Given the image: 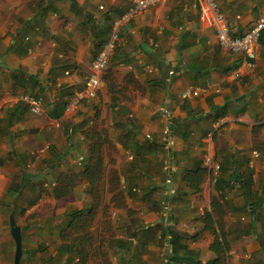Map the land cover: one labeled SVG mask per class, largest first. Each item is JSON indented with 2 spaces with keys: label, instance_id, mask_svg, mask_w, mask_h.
Listing matches in <instances>:
<instances>
[{
  "label": "crops",
  "instance_id": "crops-1",
  "mask_svg": "<svg viewBox=\"0 0 264 264\" xmlns=\"http://www.w3.org/2000/svg\"><path fill=\"white\" fill-rule=\"evenodd\" d=\"M216 2L234 35L264 16V0ZM132 3L0 0V264H13L15 247L5 203H17L23 187L38 180L28 174L15 197L7 192L20 183L21 161L57 146L53 157L40 160L50 169L47 176L54 174L51 186L78 172L87 154L83 131L101 120L102 107L115 123L107 138L114 147L116 188L109 190L110 179L102 177L85 264H207L216 258V239L225 244L221 264H264V201L254 213L249 204L264 186V32L248 68L241 53L218 44L215 13L204 1L162 0L119 27L97 96L65 109L82 91L113 18ZM187 87L198 94L181 98ZM28 94L41 98L40 115L29 111ZM163 109L171 121L167 143ZM198 166L208 171L194 193L183 177ZM14 175H20L17 184ZM77 183L67 195L53 196L69 206L66 213L92 202L88 182ZM209 216L219 227L215 221L206 228ZM20 227L27 249L24 238L32 227ZM171 236L177 258L168 262Z\"/></svg>",
  "mask_w": 264,
  "mask_h": 264
},
{
  "label": "trees",
  "instance_id": "trees-1",
  "mask_svg": "<svg viewBox=\"0 0 264 264\" xmlns=\"http://www.w3.org/2000/svg\"><path fill=\"white\" fill-rule=\"evenodd\" d=\"M264 30L261 32L259 40H261V36ZM105 42V41H104ZM101 47V46H100ZM68 94V91H65ZM218 115L215 118L218 119ZM84 138L87 140V154L85 157V162L78 172L65 173L55 180V184L51 187V194L54 197L65 196L69 193V191L76 185L75 182H79L80 180H85L88 182V193L92 196V202L85 208L82 209H73L66 213L67 220L66 223L59 230V239L60 244L57 247V259L52 260L49 264H85L87 259V251L84 250L85 242L90 239V226L93 221L95 209L99 204V200L97 196L103 187L100 182L102 177L104 176V153L103 146L108 143V138L105 132L98 130L96 127H89L88 129L83 131ZM220 168V166H219ZM208 169L206 167H195L191 170H187L184 174V181L187 186L192 190V192L200 191V183L204 176L207 174ZM112 174V180L110 178V187L109 190H115L116 188V173ZM251 171H249L248 178L251 176ZM239 175V174H238ZM114 177V179H113ZM237 177V176H236ZM242 177L243 186L244 176ZM29 176L22 174L19 185L15 189L8 188L7 192L13 197L17 195L18 192L16 190H20L28 181ZM75 182H74V181ZM15 190V192H14ZM261 195L257 197L256 201L253 203H249L253 206L251 207V212L254 213L255 207H260L261 200L264 201V186L262 187ZM244 192L247 191L244 189ZM247 200V197H246ZM164 205V204H163ZM208 216V215H207ZM171 219V213L168 216ZM206 220V228H211V224L213 222H218V220L213 219L212 217L205 218ZM218 222V227H219ZM165 232L168 234L171 230V225L165 226ZM67 232H71V234H67ZM219 234H216L218 237ZM170 251L166 255V259L168 262L173 261L177 258L176 253V245L172 238L170 237ZM212 249L216 252V258L207 262V264H221L224 258V242L216 239L214 243L211 245ZM32 253L36 254V250H28L24 249L22 245V255L21 258L27 256H31ZM28 258V257H26ZM31 260V259H28ZM42 262H48V258L41 257Z\"/></svg>",
  "mask_w": 264,
  "mask_h": 264
},
{
  "label": "rangeland",
  "instance_id": "rangeland-1",
  "mask_svg": "<svg viewBox=\"0 0 264 264\" xmlns=\"http://www.w3.org/2000/svg\"><path fill=\"white\" fill-rule=\"evenodd\" d=\"M90 105H92V103H90ZM98 112L99 113L101 112L100 113L102 116L101 120H98L99 117L94 119V123H92L89 127L92 126L96 127L98 130L105 132L106 133L105 136H107L111 131L112 126L115 123L113 124L109 123L111 113L108 107H102L99 109ZM82 127L83 125H81V128ZM88 128H85L84 130ZM54 149L55 150L52 152L50 150L53 149L50 148L48 152L47 153L45 152L46 154H44L43 156L50 153L51 157H53L58 147L55 146ZM113 152H114L113 144L110 140H108V143L103 146L104 162H105L104 177H106L107 179L111 178V180H112L111 173H115L114 171L115 169L113 167V165L115 164L112 163ZM41 156L42 155L29 154L25 159L21 161V165H20L21 174L33 175L38 180L36 181L35 184L27 183V185L23 187L22 196L17 203H11L10 200L9 203L7 202L5 203L6 213L7 214L10 212L13 213L17 225L29 227V228L32 227L31 232H26L24 241L26 243V246L28 247V248L26 247L27 249L36 246L35 247L36 254L32 253L31 256L26 255V257L28 258L23 257L27 259L24 262V264H49L52 262V260L57 259L56 256L57 245L58 242H60V240L58 239L59 237L58 231L66 223L67 220L66 210L69 208V206L66 205L65 203L64 205H62V200L61 201L55 200L53 198V194H51L52 186L50 183L54 174L51 173L49 177L47 176L48 171L50 169H47L46 168L47 165H44L43 161H40L43 157ZM50 158L47 160V164L49 165L52 162ZM44 166L46 167L44 168ZM41 173H43L44 175L43 179L39 177ZM34 174H36V176ZM12 178H13L12 181L17 184L18 179H20V175H14ZM44 182H46L45 185ZM81 183L82 180H80L77 183V185ZM106 191L108 193L110 192L108 189H106ZM69 233L71 234V232H67V234ZM27 249L26 252L28 251ZM41 257L48 258V262L47 261L42 262L40 260Z\"/></svg>",
  "mask_w": 264,
  "mask_h": 264
},
{
  "label": "built area",
  "instance_id": "built-area-1",
  "mask_svg": "<svg viewBox=\"0 0 264 264\" xmlns=\"http://www.w3.org/2000/svg\"><path fill=\"white\" fill-rule=\"evenodd\" d=\"M204 1L215 13V35L218 44L230 52L241 53L244 57L243 64L252 68L254 66V60L256 58V47L259 42L261 32L264 30V16H260L254 21L246 31L241 35H234L231 33L225 16L217 9L216 0H202ZM162 0H133L132 6L127 10L116 15L111 23V30L106 41L101 45L97 54L91 61L90 72L84 81L82 91L74 93L70 97L65 109L70 110L76 107L80 101L84 98H95L101 83V72L108 63V59L116 47V42L119 37V27L130 20L135 14L144 11L151 5H154ZM101 7V6H100ZM172 73V71H170ZM235 77H239L240 73L235 72ZM198 94V90L194 87H187L184 89L180 96L184 99H189ZM23 99L27 102L29 111L33 115H40L42 113V100L32 94L24 95ZM163 115L167 119V123L162 130L163 143L168 142L171 121L169 120V110L163 109ZM149 138V135H146ZM49 147L46 145L44 148ZM41 151H43V149ZM253 156H257V152H253ZM252 163V160L249 161ZM215 169H218L219 165H214ZM163 212L165 215H169L170 206L168 203H164Z\"/></svg>",
  "mask_w": 264,
  "mask_h": 264
},
{
  "label": "water",
  "instance_id": "water-1",
  "mask_svg": "<svg viewBox=\"0 0 264 264\" xmlns=\"http://www.w3.org/2000/svg\"><path fill=\"white\" fill-rule=\"evenodd\" d=\"M167 189H170V184L166 185ZM167 199V197H166ZM8 224L10 234L14 240V254H13V264H20V258L22 255V236H21V227L16 224L13 213H10L8 216Z\"/></svg>",
  "mask_w": 264,
  "mask_h": 264
}]
</instances>
